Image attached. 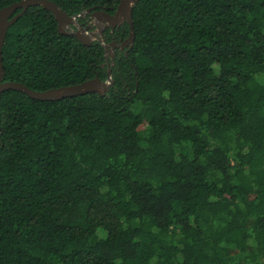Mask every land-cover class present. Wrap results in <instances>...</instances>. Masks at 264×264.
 <instances>
[{
    "label": "trees",
    "instance_id": "trees-1",
    "mask_svg": "<svg viewBox=\"0 0 264 264\" xmlns=\"http://www.w3.org/2000/svg\"><path fill=\"white\" fill-rule=\"evenodd\" d=\"M132 19L114 65L43 6L9 27L4 81L113 84L1 93L0 264H264V0H138Z\"/></svg>",
    "mask_w": 264,
    "mask_h": 264
},
{
    "label": "water",
    "instance_id": "water-1",
    "mask_svg": "<svg viewBox=\"0 0 264 264\" xmlns=\"http://www.w3.org/2000/svg\"><path fill=\"white\" fill-rule=\"evenodd\" d=\"M137 1L138 0H121L116 8V12L113 15L105 11L94 12L93 18L95 19V24L98 27L97 31L91 32L88 29H80L81 31H72V34H74L84 44L90 45L93 41V38L101 40L100 37L97 36V33L103 34V31L107 25L115 27L119 22L126 20L130 23V36L125 40V44H133L135 31L133 26L132 10L134 4ZM34 5L43 6L47 10L51 11L57 19L58 29L62 33H68L66 28H70V24L72 23H77V18L80 16V14L70 15L52 0H20L0 9V95L5 90L16 89L26 92L32 98L40 100H56L83 93H104L106 90H108L113 84V78L110 70L107 80H102L97 76L96 78L84 81L81 84L48 89L45 91L33 90L21 82L4 81L5 72L2 59V50L8 29L28 10L29 7ZM18 10L21 11L17 12ZM84 13H86V10L82 12V14ZM103 23H106L107 25L104 26ZM102 44L106 49H108V44L104 39H102Z\"/></svg>",
    "mask_w": 264,
    "mask_h": 264
},
{
    "label": "flooded vegetation",
    "instance_id": "flooded-vegetation-1",
    "mask_svg": "<svg viewBox=\"0 0 264 264\" xmlns=\"http://www.w3.org/2000/svg\"><path fill=\"white\" fill-rule=\"evenodd\" d=\"M97 11H105V12L111 13L113 15L116 12V9L113 10L112 7H109L106 9L88 8V9H86V13L82 14L83 11L81 13H78V14H80V16L77 18V23L70 24V28H66V31H68V33H63V34H72V31H81L80 29H88L91 32L96 31L98 27L95 24L96 21L93 18V13L97 12ZM125 22H126V20H123V21L119 22L115 27H112L110 25H107L106 23H103L104 26L107 25L103 31V34L97 33V36L100 37L101 41H102V39H104L108 44V49H106L104 47L108 65H114V63H115L114 60L116 59V57H120V55L122 53L127 55L129 48L131 46V43L125 44V40L127 38H129L130 32H129V35L125 37V33L122 32L120 29V27L122 25H124ZM128 24L130 26L129 22H128ZM60 33H62V32H60ZM94 41H100V40H98L97 38H93L92 43ZM110 59H112L111 60L112 63L109 62ZM108 76H107V78H108ZM107 78H106V80H107Z\"/></svg>",
    "mask_w": 264,
    "mask_h": 264
},
{
    "label": "rangeland",
    "instance_id": "rangeland-1",
    "mask_svg": "<svg viewBox=\"0 0 264 264\" xmlns=\"http://www.w3.org/2000/svg\"><path fill=\"white\" fill-rule=\"evenodd\" d=\"M97 31V30H96Z\"/></svg>",
    "mask_w": 264,
    "mask_h": 264
}]
</instances>
